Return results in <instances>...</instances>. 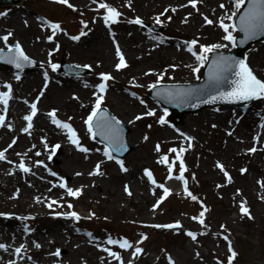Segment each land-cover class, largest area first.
Masks as SVG:
<instances>
[{"label":"rangeland","instance_id":"374dc122","mask_svg":"<svg viewBox=\"0 0 264 264\" xmlns=\"http://www.w3.org/2000/svg\"><path fill=\"white\" fill-rule=\"evenodd\" d=\"M235 2L201 0L194 9L189 0H97L96 3L68 0L72 7L56 0H22L16 6L0 7V38L8 36L7 42L0 39V49L8 50L17 42L29 60L37 64L32 69L27 68L29 64L25 65L22 70L0 65V92L8 89L5 85H10L12 104L16 99L18 103L21 99L24 101L17 124L12 120V110L5 112L0 105V115L5 116V126H0V151L6 157L0 160L2 176L17 180L11 190L0 191V197L4 196L0 199V213L9 214L5 217H20V225L9 219L11 222H5L4 226L12 229L9 235L18 233L27 241L25 245L31 247V252H22L15 264H61L53 246L45 245L52 236H43L45 232L37 236L39 228H50L55 221L60 240L70 238L71 243L82 244L78 255L70 258L71 264L74 261L76 264H105L102 261L111 264H170V261L172 264H229V244L236 253L231 264H264V99L245 104L246 113L243 105L211 106L192 114L185 113L174 128L171 115L149 99L153 84L201 80L204 66L200 68L198 81L186 82L187 76L194 75L192 68L199 66L187 51L191 41H197L194 49L198 54L202 46L216 44L227 45L218 52L235 49L223 39L225 33L219 27L221 18L235 12L232 20L224 19L226 24H233L238 13ZM99 3L120 12L119 22L106 25L103 16L107 13L98 8ZM222 4L224 8L220 7ZM186 17L187 22H184ZM205 17L213 24H206ZM48 19L60 25L55 35L48 24L43 23L44 20L48 23ZM135 19L161 26V30L149 32L142 25L130 23ZM81 32L86 34L81 35ZM232 34L235 38L240 36L237 30ZM117 45L128 65L119 71L116 70ZM242 45L243 56L252 65L250 68L264 82V41L244 40ZM98 47L106 48L101 51L110 56L108 60L102 58ZM165 49L170 51L165 53L167 56L162 53L156 59L151 57ZM62 61L89 71L80 76L67 74L71 70L68 68L53 72L50 63L60 65ZM20 74L22 77L17 79ZM101 74L113 77L106 82L101 108L107 109L127 129L125 138L129 152L120 161L127 171H122L121 163L108 160L104 156L105 146L85 130V120L99 94ZM25 82L27 92L20 90ZM129 90L135 93L130 95ZM53 91L57 96L50 98ZM137 94L139 98L133 97ZM32 103L37 104L39 112L29 134L23 131L27 127L24 117ZM52 111L56 112L58 120L72 126L81 140L80 145L88 149L87 153L78 151L65 131L51 122L48 113ZM149 111L155 115H147ZM138 116L142 119L137 120ZM162 116L167 120L164 125L159 123ZM168 131L171 136L167 135ZM182 132L191 141L185 139ZM55 145L60 147L52 154ZM172 148L185 149L184 176L188 191L196 200L185 194L183 182L168 178L167 165L173 161L171 175H179V161L176 153L170 151ZM252 148H256V152H251ZM37 152L40 155H36ZM69 153H72L70 159L76 162L68 166L66 154ZM165 156L167 163L162 162ZM21 160L33 169L30 175L20 174L23 172L18 167ZM37 162H42L43 166ZM97 165L103 175H90ZM218 165H222L224 171ZM146 170L151 172L155 184L145 175ZM130 172L135 176L127 179ZM61 182L74 191L79 190L81 195L68 196L66 190L58 186ZM160 185L178 193L170 194L153 210L154 202L163 197ZM23 191H29L25 198ZM52 200L58 203L49 208L47 204ZM242 203L248 208L251 219L241 215ZM68 204L72 205L71 209ZM205 207L208 209L204 217L206 227L193 219ZM71 212L77 213L80 219L66 218ZM177 222L181 225L179 229L165 227ZM27 232L32 234L29 239ZM188 232L196 234L197 240L193 241ZM109 238L127 239L133 248L123 250L116 244L109 245ZM2 241L5 240L0 237ZM91 243L98 244L100 250ZM34 244H42V247L36 248ZM11 246L14 250L15 244ZM137 247L142 249L138 256L135 255ZM106 248L116 252L120 260L103 251ZM59 251L62 258L66 256L64 247ZM5 259L7 256L1 257L0 262Z\"/></svg>","mask_w":264,"mask_h":264},{"label":"snow or ice","instance_id":"6c2138e0","mask_svg":"<svg viewBox=\"0 0 264 264\" xmlns=\"http://www.w3.org/2000/svg\"><path fill=\"white\" fill-rule=\"evenodd\" d=\"M57 3L61 4H67L68 7H72L71 4H68V0H56ZM97 0H93V3H96ZM201 2V0H189V3L192 8H197V4ZM244 0H236L235 2V8L237 11L243 6ZM221 8H224V5L222 4L220 6ZM99 9H105L106 15L103 16V20L106 25L110 26L111 24H116L119 22V17L121 15L120 12H118L115 8L108 6L105 3H99L98 4ZM175 11V9H173ZM236 15L235 12H233L231 15H226L227 20H232L233 17ZM225 18H221L219 22V27L223 30L225 35L223 36V39L227 41L229 44H231L233 47L237 45V41L235 37L233 36L232 32L236 30L237 25L236 24H226L224 22ZM205 23L208 25L213 24V21L208 19L207 17L204 18ZM157 24H160L161 21L159 18L156 19ZM187 22V17L185 18V21ZM130 23L136 24V25H142V21L140 19H135L133 21H130ZM52 31L53 35L60 30L59 24H50L48 25ZM84 27H87L85 24ZM231 29V31H230ZM239 29L245 34V40L251 39L257 35H264V0H251V7L248 8V10L239 18ZM86 33L81 32V35H85ZM0 39H3L5 42L8 40V36H4ZM51 39V37L49 38ZM73 39H79V37H73ZM244 41H241L243 43ZM197 41L193 40L190 43V46L187 48V51L192 53V55L196 58V60L199 63V66L196 68H193L194 73H199L200 68L205 65V63H208V54L217 52L219 49L226 47L227 45H212V46H202L200 48L199 54L195 52L193 49L196 47ZM116 55L118 58L119 63L116 65V70L119 71L123 68L128 67L125 58L123 54L121 53L119 46L117 45L116 49ZM0 60H4L6 63L13 64L16 69L22 70L25 65L31 64L32 61L29 60V58L24 54L23 50L21 49L20 45L17 43L15 47H9L8 48V55L4 56L2 52H0ZM51 70L53 72H56L59 68V64L50 63ZM234 76L235 79H231V77ZM209 81L211 82L212 86H215L219 88L223 85H229L228 90L219 92L218 95H212L211 99L205 100V103H216L218 101H223L226 103H236V102H247L252 100H260L264 99V82H262L260 79L256 77V75L253 73V70L248 66L245 60H235L231 56H217L215 59L211 61V66L209 68L208 73ZM17 79H19V76H17ZM45 79L47 80V74H45ZM101 83L98 85V93L95 97L96 103L93 107L92 112L88 116V118L85 120V124L87 126V131L91 134L92 138H95L97 135H100L102 139H106L109 141V147L111 148V151L105 150L104 156L107 157L108 160L113 159V152H119L124 149L123 144L120 141V121L116 120L114 117L109 119L107 114L103 112L101 109V104L103 103V93L106 92L107 85L106 82L113 79L112 76L108 74H101ZM159 79H163V76L159 77ZM5 87L8 88L7 92H0V105H3L4 111H7V106L9 100L12 99L11 96V86L5 85ZM158 84H153L150 86V88H157ZM200 90L198 89H176V90H165L164 95H166L170 99H178L181 101L191 100L193 99V94L198 92ZM157 95H161V93H157ZM31 114L26 115L24 117V120L27 122V127L23 130L26 133L30 134V130L33 127L32 121L34 117L37 115V104L32 103L30 105ZM149 116H154L155 113L152 111H149L147 113ZM167 113H165V116ZM48 116L51 118V122L60 129L65 130V133L67 135V138L69 142L74 145L78 151L82 153H87L88 149L84 148L80 145V140L75 132V130L72 128V126L68 123H63L60 120L57 119L56 112L52 111L48 113ZM137 120L142 119V117L138 116L136 117ZM159 123L161 125H164L167 123V120L165 117H160ZM0 126H5V116L0 115ZM231 135V133H229ZM147 139V137H145ZM185 139H188L191 141L190 137H185ZM47 147V145H45ZM60 145H55L51 152L52 154H55L57 149H59ZM157 151H159V145H157ZM256 148L250 149L251 152H256ZM171 152L176 153V160L179 161V175L173 177L171 173L174 169V164L169 163L168 171H169V179H176L178 181L183 182L184 185V192L185 194L190 197L192 200H196L197 197H195L190 191H188L187 188V180H185L184 173L186 171L184 162H183V154L185 152L184 148H181L179 151L175 148L170 149ZM36 155H40L39 152L36 153ZM51 158V157H50ZM5 154L4 152L0 151V160H5ZM162 162L167 163L168 157L165 156L162 159ZM117 163H121L120 161H117ZM39 166H43L42 162H37ZM19 169L23 171L24 173H29L31 169L27 167L23 160L18 165ZM46 167V166H45ZM221 171H224L222 165H218ZM121 169L122 171H127L126 168L123 167V164L121 163ZM245 171V170H242ZM11 174V173H10ZM52 175H55V173H51ZM77 175H81L80 173H77ZM90 175H103L102 172H100V166L97 165L96 169L90 173ZM145 175L148 177L149 181H151L153 184H155V180L152 177V174L150 171H145ZM225 176L228 179V182L231 183V178L228 177V174L225 172ZM55 186V185H54ZM60 188L65 189L67 192V195L70 197L78 198L81 195V192L79 190H72L71 188H68L66 183L61 182L58 185ZM163 189V197L158 202V204L155 207H158L159 203L163 202V199H166L170 194V190L167 187H163L160 185ZM127 190V188H126ZM129 195L131 193L129 192ZM13 198H16L15 196ZM37 202H41L39 198H36ZM58 202L56 200H52L50 203L47 204L49 208H52V205L57 204ZM68 208H72L71 204L67 205ZM241 208V215L242 216H248V218H252L248 208L242 203L240 205ZM208 211V209L205 207L203 211L199 213L198 217H193L194 220H196L201 226L206 227L205 225V213ZM66 218H72L74 220H79L80 217L75 212H71L69 217ZM160 227V226H156ZM165 227L168 228H174L179 229L181 225L177 222L176 224L167 225ZM206 233H201V235H204ZM188 236L191 237L193 241L197 240V235L188 232ZM146 239V237H145ZM225 239H227L225 237ZM142 242V241H141ZM107 243L109 245H118L121 249L127 250L133 248V245L127 240V239H121V240H113L109 238L107 240ZM36 248H40L41 246L39 244H34ZM0 249L6 250V246L4 244H0ZM23 246L21 248L15 249V254L19 256L22 252ZM103 251H107L110 256L115 257L117 260H120V256L116 252H112L109 249H103ZM229 251L231 252V258L229 260V264H231L232 259L235 258L236 253L232 251L231 244H229ZM142 252V249L139 247L135 248V255L138 256ZM54 255L57 257L60 256V251L57 250ZM122 264V262H121ZM170 264L172 262L170 261Z\"/></svg>","mask_w":264,"mask_h":264},{"label":"bare ground","instance_id":"6f19581e","mask_svg":"<svg viewBox=\"0 0 264 264\" xmlns=\"http://www.w3.org/2000/svg\"><path fill=\"white\" fill-rule=\"evenodd\" d=\"M103 49H106V48L105 47L104 48L98 47V52L101 54V56H102L103 59L108 60L110 58V56L107 53H105V51H101ZM228 49H231V48H228ZM37 50L38 49H36V51ZM166 52H169L170 53V51L168 49L162 50V52L158 50L153 55H151V57L153 59H156L157 57L161 56L162 53H163L164 56H167L165 54ZM218 56H221V55L218 54ZM245 61L248 64V66L252 68V65L249 63L247 57L245 58ZM208 73H209V70H208ZM208 73H207V77L204 79V81H202L199 84L186 83V84H195L194 85V89L200 90V91L196 92L195 94H196V96H199L201 98H211V96L214 95V94L209 95V93L212 90H221V91H223L224 88L226 87V85L220 86L219 88H217L215 86H212L211 85V82L209 81V78H208ZM257 78L259 79V77H257ZM197 79H199V75H197V74L195 76H187L186 77V82H195ZM180 82H182V81H180ZM27 87H28V83L25 82L24 88H20V90H23L24 89L27 92L28 91V88ZM21 96H23L22 93H21ZM52 96L53 97L57 96L56 93H55V91H53V93L50 94V98H52ZM23 108H24V101L22 99L19 100V103L17 102V99H16L15 102L12 104V109H11L12 110V120L16 124L18 123L19 113L23 110ZM213 117L215 119H218L216 116H213ZM176 132H177V130H176ZM168 133H167V135H170L171 136V133L169 131H168ZM120 135H122V131L121 130H120ZM182 135L184 137H188V135L186 133H184V132H182ZM128 143L129 144H132V140L131 139H128ZM64 145H65V143H64ZM71 154L72 153H69L68 155L66 154V157L67 158L65 157L66 160H67V165L68 166L69 165H72V164H74L76 162V161H73V158L70 159ZM1 167L2 166H0V191L3 192L7 188L9 190H11V188H13L17 184L16 183L17 180L15 178L14 179H9L8 177H3L2 176V171H1L3 168H1ZM32 172H33V169H31V171L29 173L20 172V174H23V175L27 176V175H30ZM11 176H13V175L11 174ZM117 176L120 177V178L122 177V175H120V174L117 175ZM134 176L135 175L130 172L127 175V179H132V178H134ZM28 192L29 191H23L22 195H23L24 198L26 197V195L28 194ZM3 198H4V196H1L0 197V199H3ZM24 198L20 199V201L23 202L24 201ZM1 214L2 213H0V237H2V239H4L5 241L0 242V244H4L6 246V250H4V249H1V250H4V251H1L0 250V258L7 256V259H5L3 262H0V264H15L17 262V260H18V257H15V255L13 253V250L11 249L12 248L11 243L15 244V246L19 248L21 246L24 247V245H25L24 242H27V241H23L22 238L20 237V235L18 233H16V232L13 235H9V232L12 231V229H10V227L4 226V223L5 222H8L10 220L12 222H14L18 226V225H20V223H19L20 219L18 217H12V216H9V217L4 218L3 216H1ZM14 223H11V226L14 225V227H15V224ZM55 223H56V221L52 225H49L50 228H47V229H45V228H39V231H37V236H39V233L41 234V233H44V232L45 233L42 234L43 236H47V237L48 236H52L50 240H47V244H45V245H52L53 248L55 249L54 251L60 250L61 249V246L64 247L66 249V251H67V254L63 258L60 255L58 257L59 258V261L61 262V264H71L70 258L73 257V256L78 255L79 252L77 250H79L80 248H82L81 247L82 244H80V243H74V242L71 243L70 238H68L65 241L60 240L58 238L60 235L55 231V229L57 227V224H55ZM62 236H65V235L62 234ZM73 236H76V235L73 234ZM77 239H79V238H77ZM90 245H93L95 247H99L98 250H100V246L98 244L91 243ZM41 247H42V244H41ZM22 250H24V249H22ZM44 250H45V248L43 249L42 253H44ZM84 251L87 252L88 249H84ZM93 256L95 257L96 255L93 253ZM97 259H99V258H97ZM102 262L105 263V264H111L110 261L109 262L102 261ZM50 264H52V263H50ZM74 264H76L75 261H74ZM192 264H196V263L195 262H192Z\"/></svg>","mask_w":264,"mask_h":264},{"label":"water","instance_id":"95a60500","mask_svg":"<svg viewBox=\"0 0 264 264\" xmlns=\"http://www.w3.org/2000/svg\"><path fill=\"white\" fill-rule=\"evenodd\" d=\"M16 1L18 0H0V4H3L5 2H12V3H15ZM251 7V0H249L245 6V8L242 10V12L240 13L238 19H237V25H238V28H239V18L240 16H242L247 10L248 8ZM240 30V29H239ZM241 31V30H240ZM242 32V31H241ZM243 33V32H242ZM264 38V35H257L251 39H247L246 41L248 42H257L258 40ZM245 40V34L243 33V38L242 39H239V44L237 45V50L238 51H241V50H244L245 48L243 47L241 41H244ZM231 57H233L235 60H242L241 59V56L240 54H233ZM215 59V57H213L211 60H210V64L208 66V69H207V73H208V70L211 66V61ZM82 72H85V69H81ZM207 77V75H206ZM229 88V85H226V87L224 88L223 91H226L228 90ZM157 89H160V87H157ZM211 92H214V93H219L221 92V90H212ZM160 103H162L163 105L165 106H168L172 112H173V117H172V121L174 124L178 123L180 120H181V116L183 113H195L197 111H200L202 110L204 107L206 106H209V105H214L216 103H221L223 101H218L216 103H205L204 101L205 100H202V101H197V102H194V103H188V102H180V101H176V100H173V101H163V100H158ZM122 130V135H121V138H120V141L121 143L124 145L125 144V129H121ZM97 137L105 142L108 146H109V142L105 141L104 139H101L99 135H97ZM129 149L127 150H122V151H119V152H114V154L120 156V157H124L127 153H128Z\"/></svg>","mask_w":264,"mask_h":264}]
</instances>
